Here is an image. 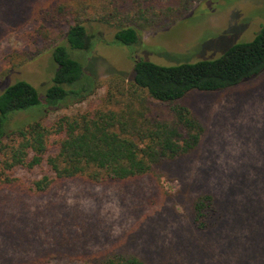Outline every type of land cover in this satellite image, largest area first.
Instances as JSON below:
<instances>
[{
  "label": "rangeland",
  "instance_id": "374dc122",
  "mask_svg": "<svg viewBox=\"0 0 264 264\" xmlns=\"http://www.w3.org/2000/svg\"><path fill=\"white\" fill-rule=\"evenodd\" d=\"M57 1L0 0V75L9 68L10 53L38 49L41 41L33 36L42 23L36 13ZM263 26L264 0H202L174 25L140 33L138 44L122 45L114 28L99 25L95 33L106 38L93 53L67 48L100 81L135 75L141 61L175 66L219 59L252 41ZM56 70L46 51L8 72L0 95L26 81L44 98ZM105 92L44 110L45 124L99 106ZM191 100L206 125L203 146L160 183L151 177L106 185L73 180L35 193L33 183L51 174L47 163L9 172L0 155V264H63L110 249L136 252L152 264H264V74L228 92L195 93ZM42 113L36 107L12 114L6 125L21 127ZM206 193L216 197L222 219L200 232L190 203Z\"/></svg>",
  "mask_w": 264,
  "mask_h": 264
},
{
  "label": "trees",
  "instance_id": "16d2710c",
  "mask_svg": "<svg viewBox=\"0 0 264 264\" xmlns=\"http://www.w3.org/2000/svg\"><path fill=\"white\" fill-rule=\"evenodd\" d=\"M196 1L202 0H58L38 9L36 18L42 24L33 37L41 45L34 52L10 53L9 68L0 81L46 51L52 52L57 70L44 98L26 81H17L0 95V155L5 157V169H32L46 162L51 174L30 187L42 194L73 180L106 185L151 177L160 183L171 177L170 168L195 156L207 129L192 95L228 92L260 79L264 26L252 41L234 45L219 59L175 66L141 61L135 65V75H111L100 81L67 47L93 53L95 44L106 38L95 33L99 25L114 28L115 40L122 45L138 44L140 33L174 25ZM102 88L106 92L99 106L45 124L44 110L83 103ZM36 107H42V117L8 129L12 114ZM190 205L198 231L218 226L222 214L214 195L198 194ZM63 264L152 263L136 252L110 249Z\"/></svg>",
  "mask_w": 264,
  "mask_h": 264
}]
</instances>
